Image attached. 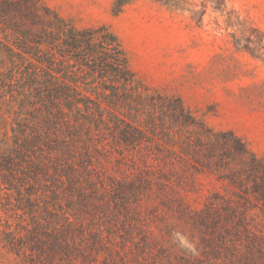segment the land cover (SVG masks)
I'll return each mask as SVG.
<instances>
[{
    "label": "rangeland",
    "instance_id": "obj_1",
    "mask_svg": "<svg viewBox=\"0 0 264 264\" xmlns=\"http://www.w3.org/2000/svg\"><path fill=\"white\" fill-rule=\"evenodd\" d=\"M40 1L78 28H109L158 112L114 105L92 76L81 78L98 107L75 117L82 142L69 143L61 176L39 168L36 148L0 173V264H58L61 250L46 245L68 226L79 243L102 236L95 264H149L163 249L195 254V213L210 194L238 190L224 178L233 163L195 168L196 139L233 133L264 160V0H130L119 12L114 0ZM16 89L0 86V151L13 144ZM175 99L196 125L180 123ZM32 112L20 117L37 128L41 110Z\"/></svg>",
    "mask_w": 264,
    "mask_h": 264
},
{
    "label": "trees",
    "instance_id": "obj_2",
    "mask_svg": "<svg viewBox=\"0 0 264 264\" xmlns=\"http://www.w3.org/2000/svg\"><path fill=\"white\" fill-rule=\"evenodd\" d=\"M129 1L114 0L113 11L119 12ZM0 34V57L7 60L5 69L0 70V86L10 89L16 85L20 96L18 110L12 111L16 125L11 126L13 144L0 151V173L2 170L11 173L16 158L23 160V156L29 157L26 152L30 154L38 149L35 156L41 164L39 168L47 174L52 168L53 174L61 176L56 165L67 162L69 143L82 142L80 137L77 141L72 136L78 123L75 117L83 115V110L89 114L98 107L78 88L79 80L85 75L93 77L91 83L97 82L114 105L140 106L151 116L158 112L156 103H146L153 96L143 92L118 38L106 26L78 28L40 0H0ZM175 101V115L180 123L196 125L195 117L179 99ZM27 105L32 111L41 110L37 128L28 124L31 120L28 117H20L21 113L30 114L31 118L35 114L24 109ZM210 134L213 137L208 135L207 142L196 139L194 167L198 169L200 165L212 172L214 160H224L228 168L233 163L224 178L238 187L232 191L235 197L212 193L204 207L195 213L200 233L195 254L182 251L173 255L163 249L161 256L153 257L149 264H264V160L233 133ZM52 157L55 164L50 160ZM254 209L260 213L253 212ZM75 231L68 226L67 230L58 232L61 240L53 236L56 240L46 245L48 250L53 251V246L61 250L58 264H64L65 260V264L78 261L95 264L98 251L92 246L102 236L94 234L92 240L79 243ZM21 248L22 245L17 252ZM99 264H110L109 259L103 256ZM136 264L143 262L136 259Z\"/></svg>",
    "mask_w": 264,
    "mask_h": 264
}]
</instances>
